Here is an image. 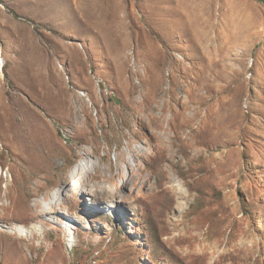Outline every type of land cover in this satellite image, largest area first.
Listing matches in <instances>:
<instances>
[{"label": "rangeland", "instance_id": "1", "mask_svg": "<svg viewBox=\"0 0 264 264\" xmlns=\"http://www.w3.org/2000/svg\"><path fill=\"white\" fill-rule=\"evenodd\" d=\"M1 60L0 264H264V0H0Z\"/></svg>", "mask_w": 264, "mask_h": 264}, {"label": "bare ground", "instance_id": "2", "mask_svg": "<svg viewBox=\"0 0 264 264\" xmlns=\"http://www.w3.org/2000/svg\"><path fill=\"white\" fill-rule=\"evenodd\" d=\"M0 64H2V60L0 61ZM2 67H3V64H2ZM198 180H200V179H198ZM43 209L48 210L49 205L46 204V206H43ZM8 210H10V203L7 206L2 207V214L4 213L5 215H7ZM2 214H0V216H2ZM8 216H10V215H8ZM11 218H14V216H12ZM17 219H18V217H17ZM64 229L67 231V241H68V244L70 245V243L72 242V235H71L72 226L68 220L65 222ZM16 233H18L21 236H26L24 229H22L21 227L17 228ZM68 247L71 248L72 246L70 245Z\"/></svg>", "mask_w": 264, "mask_h": 264}]
</instances>
